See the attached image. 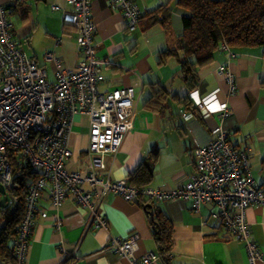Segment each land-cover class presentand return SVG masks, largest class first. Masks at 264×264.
Listing matches in <instances>:
<instances>
[{
    "label": "crops",
    "instance_id": "crops-1",
    "mask_svg": "<svg viewBox=\"0 0 264 264\" xmlns=\"http://www.w3.org/2000/svg\"><path fill=\"white\" fill-rule=\"evenodd\" d=\"M26 1L0 0L5 7L14 2L22 4L13 12L22 19L19 28L13 25V40L17 37V45L45 69L49 81L54 80L56 66L44 60L46 52L57 55L64 70H75L81 53L75 29L63 21L64 12L51 11L50 0H36L43 3L34 10ZM56 1L65 12L70 10L64 0ZM176 1L134 0L142 18L133 31L127 29L126 20L110 0L90 1L95 24L93 42L96 56L103 62L104 79L99 90L105 93L123 87L134 89L132 129L119 150L105 157L110 165V179L159 190L183 186L195 172V145L214 138L219 123L230 143L245 151L254 186L264 191V47L230 49L234 57L219 50L210 63L197 69V86L190 92L182 83L176 58L159 59V52L175 50L182 31V15ZM160 6L171 11L165 27L149 16ZM222 64H227L234 76L233 93L218 73ZM156 90L164 96L156 97ZM151 96L158 99L160 108L147 107ZM183 99L191 102V111L186 110ZM195 99L203 101L207 110H198ZM219 106L229 112L222 121L211 111ZM88 125L87 116L76 115L73 119L68 143L71 157L66 162L70 171L83 170ZM38 206L24 264H129L107 245L111 238L123 240L133 234L140 237L137 256L157 253L149 211L137 201L129 202L114 194L104 196L99 212L107 222L106 228L94 227L90 211L71 198L55 208L43 195ZM155 206L173 228L167 264H248L245 244L232 239L224 227L210 218L214 207L204 205L199 213H194L189 203L180 201H160ZM245 219L251 240L264 257V206H249ZM57 222L61 223L60 228H56ZM154 264L166 263L158 259Z\"/></svg>",
    "mask_w": 264,
    "mask_h": 264
},
{
    "label": "built area",
    "instance_id": "built-area-1",
    "mask_svg": "<svg viewBox=\"0 0 264 264\" xmlns=\"http://www.w3.org/2000/svg\"><path fill=\"white\" fill-rule=\"evenodd\" d=\"M70 10L65 12L56 0H50L51 11H61L64 23L75 29L81 60L77 68L66 71L60 58L46 52L44 60L56 66L54 80L33 56L22 50L13 40V24L6 7L0 3V186L7 195L6 205L12 204L7 192L12 170L8 156H22L25 165L36 174L24 198L23 213L12 240L15 264H24L27 250L39 213L38 202L45 195L51 205L60 207L71 198L76 205L90 211V222L96 228H106L107 222L99 212L104 196L114 194L126 201L139 198L155 202L189 203L194 213L204 205L215 208L210 218L224 227L232 239L246 246L248 264L264 262L256 243L251 240L245 219L246 209L264 206V191L254 186L245 151L234 147L218 123L214 138L196 144L193 150L195 172L186 184L172 190L134 187L127 181L110 179V165L105 157L116 153L134 119L133 87L101 92L103 62L96 56L93 42L95 24L92 20L91 0H64ZM126 20L127 29L138 26L140 10L134 0H110ZM221 50L234 57L230 49ZM229 87L236 89L234 76L227 64L218 68ZM198 110H207L201 100L195 99ZM213 111L220 121L228 118L225 106ZM210 111V112H211ZM76 115L88 118V146L82 163L83 170L70 171L66 162L71 157L69 136ZM60 228L61 223H56ZM138 234L126 239L111 238L107 249L125 258L129 264H154L159 256L139 250Z\"/></svg>",
    "mask_w": 264,
    "mask_h": 264
},
{
    "label": "trees",
    "instance_id": "trees-1",
    "mask_svg": "<svg viewBox=\"0 0 264 264\" xmlns=\"http://www.w3.org/2000/svg\"><path fill=\"white\" fill-rule=\"evenodd\" d=\"M21 6V3L14 2L6 7L7 14L12 15ZM176 6L182 15L178 44L175 50L159 52V59L163 61L168 57L176 58L181 69L182 83L190 92L197 86V69L210 63L214 54L221 50L222 44L229 49L264 47V0H177ZM149 16L155 17L154 22L165 27L171 11L160 6L150 12ZM141 18L140 14L138 23ZM161 92L156 90L154 95L157 97ZM157 100L151 96L146 102L147 107L160 108ZM182 102L185 103L186 110L191 111L188 109L191 102L186 99ZM21 157L16 154L8 156L12 180L7 192L12 204L0 208V264H15L12 240L23 213L25 194L36 178L35 172L24 164ZM147 172L150 174V170ZM134 175L136 174H132V177ZM137 202L146 205V210L151 213L149 219L157 245L156 254L167 264L172 249V225L155 206L154 201L139 198Z\"/></svg>",
    "mask_w": 264,
    "mask_h": 264
},
{
    "label": "rangeland",
    "instance_id": "rangeland-1",
    "mask_svg": "<svg viewBox=\"0 0 264 264\" xmlns=\"http://www.w3.org/2000/svg\"><path fill=\"white\" fill-rule=\"evenodd\" d=\"M28 3H31L32 4V7H33V10H34V7L37 5V4H40V3H43L41 1H36V0H27L26 1V4ZM29 5V4H28ZM49 10V9H48ZM10 16V17H9ZM9 19L11 20V22L13 23L14 27L17 29L19 28V26L21 25L20 23H22V19H21V15L19 16H16V15H8ZM16 38V44H18L17 42V37ZM23 45V44H22ZM0 199H1V195H0Z\"/></svg>",
    "mask_w": 264,
    "mask_h": 264
},
{
    "label": "water",
    "instance_id": "water-1",
    "mask_svg": "<svg viewBox=\"0 0 264 264\" xmlns=\"http://www.w3.org/2000/svg\"><path fill=\"white\" fill-rule=\"evenodd\" d=\"M0 195H1V199H0V208H3L6 206V202H7V195L5 193V190L3 187L0 186ZM149 215H151V213H149Z\"/></svg>",
    "mask_w": 264,
    "mask_h": 264
}]
</instances>
